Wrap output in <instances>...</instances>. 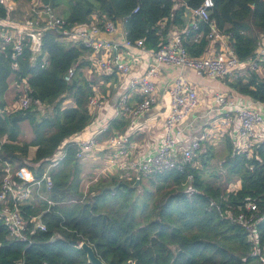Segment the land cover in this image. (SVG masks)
Wrapping results in <instances>:
<instances>
[{
  "label": "trees",
  "instance_id": "obj_1",
  "mask_svg": "<svg viewBox=\"0 0 264 264\" xmlns=\"http://www.w3.org/2000/svg\"><path fill=\"white\" fill-rule=\"evenodd\" d=\"M180 1L197 7L202 0ZM59 4L64 6L60 16L69 26L88 23L93 14L123 20L126 38L143 39L145 49L153 51L165 42L163 37L171 26L182 25L181 10L174 9V0L53 1L54 7ZM4 17L0 8V18ZM211 18L216 28L229 36L236 56L248 59L258 35L264 34V0H214ZM161 22L165 23L163 28ZM189 39L185 41L189 55L203 54L208 41L203 38L191 43ZM9 49L0 46V139L4 138L0 163H7L13 173L26 168L38 179L61 143L82 132L92 120L88 101L94 95L93 82L84 74L89 63L81 59L83 46L57 40L53 30L44 32L40 55L34 61L29 47L24 48L17 70L11 69ZM42 54L48 55L47 68L40 67ZM72 65L76 70L67 83L63 78ZM23 78H28L33 100L52 106L51 115L41 117L35 104L27 110L5 109L11 80L18 86ZM228 85L264 104V81L256 74ZM66 95L73 99L72 106H62ZM24 124L29 125V138L24 136ZM128 124V119L118 117L98 139L122 133ZM30 147L36 151L27 161ZM65 148L63 160L49 171L52 186L46 189L44 184L41 189L46 199L37 198L21 207L26 220L39 217L45 230L34 229L30 223L28 241H22L11 238L0 219V264H88L78 247L82 242L92 246L105 264H258L247 233L234 218L245 213L247 202H254L255 235L259 246H264V141L255 145L248 157L225 139L222 166L227 177L221 185L202 175V169L215 156L208 146L202 153L196 151L183 171L141 176L138 187H133L134 176L117 174L85 192L79 187L77 147L67 144ZM29 171L22 170L21 176H30ZM12 180L21 183L15 176ZM236 182L240 186L229 190L228 186Z\"/></svg>",
  "mask_w": 264,
  "mask_h": 264
},
{
  "label": "built area",
  "instance_id": "obj_2",
  "mask_svg": "<svg viewBox=\"0 0 264 264\" xmlns=\"http://www.w3.org/2000/svg\"><path fill=\"white\" fill-rule=\"evenodd\" d=\"M53 1L0 0V8L5 11V17L0 18V46L2 49L10 47L8 55L11 69L17 70V59L26 47L34 54L31 58V61H34L35 57L40 55L44 32L53 30L57 34V40L84 47L87 52L84 59L89 63L88 74L95 72L100 76H108L114 73L123 80L117 110L129 120V124L124 132L99 140L98 138L107 131L110 121L105 117L91 120L92 122L90 121L84 128H87V136L80 137L81 132L61 143L48 159L41 177L32 178L30 182L19 175L21 170L28 169L22 168L13 173L10 166L4 163L0 179V219L11 238L28 241L26 232L30 223L34 225V229L45 230L39 217L26 220L21 213V207L28 204L32 196L46 199L41 189L44 184L46 189L52 186L49 171L63 160L67 144L76 145L75 157L78 160L86 157L94 160L97 156H102L103 164L97 171L99 175L106 176L119 172L118 174L122 175L125 173L126 178L134 176L140 180L141 176L157 172L183 171L184 166L190 163L194 153L200 151L204 143L222 135L232 124L237 126L235 149L238 153H244L249 157L253 147L264 141L262 113L248 106L239 105L229 95L215 93L211 97L214 105L220 109L226 107L230 109L224 111L209 128L204 129L199 138L191 140L186 147L179 149L178 141L182 134L179 125L200 103L196 88L183 75L173 77L167 91L164 92L168 103L162 126L161 144L155 150L144 154L145 146L131 139L133 133L139 129L135 128L138 121L158 102L156 81L162 66L189 69L198 76L218 81H235L243 72L247 75L254 73L264 81V34L258 35L252 55L248 59L240 60L230 44L229 36L222 34L211 18L214 0H202L197 7H190L180 0H174L176 9L181 10V28L171 27L163 37L165 42L156 51L145 49L143 39L129 41L123 28V20L93 14L88 23L69 26L63 17L56 13ZM20 10L24 16L21 20L14 19L13 15ZM136 11L137 8L133 10L134 13ZM164 25V22L160 23L161 28ZM116 33H120L121 40L107 39ZM188 37L191 43H199L203 38L208 41L203 54L189 55L185 46ZM25 38L28 39L27 43ZM122 49L133 51V55L122 59L119 56ZM136 54L146 55L148 61L143 73L132 75L130 64H133ZM42 55L40 67L47 68L48 55ZM75 70L76 65L68 68L63 78L65 82H71ZM30 91L28 78L21 79L19 95L12 110H27L32 104L39 108L44 105L33 100ZM131 94L140 97V101L134 106L129 105V100L133 97ZM101 105L102 99L95 93L88 101L89 113L94 115V111ZM13 176L19 178L21 183H15L12 180ZM47 203L52 204L50 201ZM256 210L255 203L249 201L245 205V213L240 212L234 221L247 233L252 244V253L258 257V264H264V246H259L255 235L257 219L253 212Z\"/></svg>",
  "mask_w": 264,
  "mask_h": 264
},
{
  "label": "crops",
  "instance_id": "obj_3",
  "mask_svg": "<svg viewBox=\"0 0 264 264\" xmlns=\"http://www.w3.org/2000/svg\"><path fill=\"white\" fill-rule=\"evenodd\" d=\"M59 5L60 6L55 7V10L61 7V5L63 4H59ZM174 9H176L175 6ZM174 27H176L177 29L181 28L175 25ZM107 39L119 41L121 40L120 33H116V35L112 37H107ZM75 45L80 46V44H75ZM85 53L86 50L82 54V57L84 61H87L86 59H84L87 55ZM130 55H133V51L129 49H124V50L122 49V51L119 53V56L122 59L123 58L127 59V56L130 57ZM147 61L148 59L146 55L138 54L137 56L136 54L133 64H130L131 74L135 75V74L143 73L145 71V66L147 65ZM159 70H160V75L156 81L157 90H158V102L152 107V109L148 113H146L138 121L135 128H139V129H137L131 136V139L133 141H136L138 144H143L145 146L144 154H148L149 152L155 150L162 142V134H163L162 126L165 119V111L168 103L167 95L164 92L167 91V88L170 85L171 80L176 75H183L184 77H186L190 81L191 85L194 88H196L200 98V103L198 107L193 111L191 115L185 118L179 125L182 132L178 141L179 149L181 147L182 148L186 147L189 144V142L195 139V137L201 132H203L204 129L209 128L211 123L215 121L220 115H222L224 111H228L230 109L227 107L224 109H220L219 107H216L214 105V103L211 100V97L215 93H222L225 95H229L233 97L234 100L239 105L248 106L262 113L264 117V104L251 100L249 97L241 95L237 91H234L232 88L229 87L228 83L230 82L227 80L218 81L207 77H201L196 75L193 71L189 69H180V68L162 66L160 67ZM84 74L86 75V78L89 81L93 82L92 89L94 90V94L96 93L102 99V105L94 111V115L91 114L92 121L97 117L108 118V121L110 122L118 117H124L122 113H120L117 110V102H118L119 94L122 91L121 85L123 83V80L119 79V77L114 73L108 76H100L95 72L88 74L86 69ZM248 77L249 75L243 72V75L240 78L246 80V78ZM17 93H18V86H16L13 83V80H11L9 89L5 95L6 110L8 111L12 110L14 105V102L12 103V99L15 97ZM132 95L133 94H131V97ZM139 98H140L139 96L133 95V97L129 100V105L134 106L137 102H139ZM71 100H72L71 104L73 105V99L71 98ZM86 134H88L87 128L82 131L80 137H86L87 136ZM237 135H238L237 126L235 124H232L229 130L224 131L222 135L220 134L213 140L204 143L203 147L207 148L209 146L215 149V146H224L226 138H229L233 142L234 146H236ZM3 141L4 138L0 139V144ZM35 151H36V147L29 148L28 157H27L28 161H31L33 159L35 155ZM86 163L93 165L91 162H86ZM29 173L31 178L29 180L27 179V181L30 182L31 179L34 178V176L31 174V172ZM2 175H3V164L0 163V179ZM236 185L237 187H239L240 186L239 182H237ZM36 200L37 198L35 196H32V198L29 200V203H33Z\"/></svg>",
  "mask_w": 264,
  "mask_h": 264
},
{
  "label": "rangeland",
  "instance_id": "obj_4",
  "mask_svg": "<svg viewBox=\"0 0 264 264\" xmlns=\"http://www.w3.org/2000/svg\"><path fill=\"white\" fill-rule=\"evenodd\" d=\"M63 8H64V6L61 5V7H59L58 9L55 10L56 13L58 15H61ZM23 16H24V13H23V11L20 10V11H17L13 15V18L16 20H21ZM85 54H87V52ZM18 87H19V85H18ZM16 96H17V94H16ZM13 99H12V103L17 100L16 97H15V99H16L15 101ZM12 103H10V104H12ZM71 103H72V100H71L70 96L66 95L63 98L62 106L67 107V106L72 105ZM36 109L39 111V115L41 117L49 116L52 113V106L43 105L41 108L36 107ZM23 131L25 132L24 136L26 138H29L30 130H29L28 124H24ZM200 135H201V133L198 134L195 138H199ZM205 149L206 148L203 147L200 150V152L201 153L204 152ZM213 152H214L215 156L210 161L209 165H207L205 168L202 169V175L205 179H207V180L210 179L211 181L216 182V184L221 185L224 182L225 178L227 177L225 168L222 166L223 162H224L225 155H226L225 145L224 146H215V149L213 150ZM27 161H28V159H27ZM86 162H91L93 165L86 163ZM102 162H103L102 156H100V157L97 156L94 160H92L88 157L79 160V163L81 166V174L79 176V178H80V186L79 187L82 191L85 192L93 184H96L100 181H105V180L109 179L111 176L117 175L119 173V172H116V173L108 174L106 176L99 175L97 171L101 167V165L103 164ZM195 165H197L198 167H201V164L198 163L197 161H196ZM125 175L126 174L124 173V175H122V176L126 177ZM236 183L234 185H229L228 189L234 190L237 187Z\"/></svg>",
  "mask_w": 264,
  "mask_h": 264
},
{
  "label": "water",
  "instance_id": "obj_5",
  "mask_svg": "<svg viewBox=\"0 0 264 264\" xmlns=\"http://www.w3.org/2000/svg\"><path fill=\"white\" fill-rule=\"evenodd\" d=\"M139 181L140 180L137 178L135 180V183H134L133 187H137L139 185ZM79 248L85 253L88 264H105L96 255L94 249L88 243H86V242L80 243Z\"/></svg>",
  "mask_w": 264,
  "mask_h": 264
},
{
  "label": "bare ground",
  "instance_id": "obj_6",
  "mask_svg": "<svg viewBox=\"0 0 264 264\" xmlns=\"http://www.w3.org/2000/svg\"><path fill=\"white\" fill-rule=\"evenodd\" d=\"M19 175L21 176L22 175V170L19 172ZM23 178H25V179H30L31 177L30 176H28V175H25V174H23Z\"/></svg>",
  "mask_w": 264,
  "mask_h": 264
}]
</instances>
